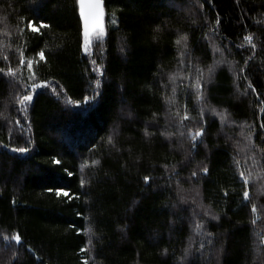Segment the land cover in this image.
Here are the masks:
<instances>
[{
	"label": "trees",
	"instance_id": "obj_1",
	"mask_svg": "<svg viewBox=\"0 0 264 264\" xmlns=\"http://www.w3.org/2000/svg\"><path fill=\"white\" fill-rule=\"evenodd\" d=\"M102 1L0 0V264H264V0Z\"/></svg>",
	"mask_w": 264,
	"mask_h": 264
},
{
	"label": "snow or ice",
	"instance_id": "obj_2",
	"mask_svg": "<svg viewBox=\"0 0 264 264\" xmlns=\"http://www.w3.org/2000/svg\"><path fill=\"white\" fill-rule=\"evenodd\" d=\"M80 2H81V7H83L82 0H80ZM96 7L98 9H100V5L99 4H97ZM102 17H103V10L100 9V11L97 13V17H96V23H97L96 37L97 38L103 37L104 34H105V30H104L103 24L101 23ZM113 23H115V21H113ZM216 23L219 24L220 21L217 20ZM28 27H29V29L31 31H34V32L39 31V29L35 26V24L31 20L28 21ZM40 27L48 28V27H50V25L41 22ZM181 39L186 40L187 37H181ZM245 39L248 40L250 43L252 41V37L251 36H247V37H245ZM83 40H84L83 50H84L85 54L87 55V54H89V48L92 46L91 33H90L89 29H88L87 16H85V28H84V32H83ZM176 43L179 44L180 43V40H177ZM252 47L255 48L256 45L255 44H252ZM39 55L41 56V58H43V52H40ZM5 60H7V57H5ZM91 63L93 65H95L97 63V61L95 59H92L91 60ZM21 64H23V58L21 59ZM28 68H29L30 71L32 70V63L31 62L28 64ZM94 70L98 71L99 69H94ZM0 72H3V69H0ZM8 74L9 75H12V76H15L16 75L15 71L13 69H11V68L8 69ZM32 78H33V80L35 79V72L34 71L32 72ZM0 79H2V77H0ZM96 84H97V86H99L100 81H96ZM25 87H26V91L24 92V94H22L18 98V103L21 106L25 107V108L27 106H29L30 103L32 102V100H33V94L36 92L37 89L47 90V89L50 88L53 93H56L58 96L60 95V93H57L56 92V89H57V87H59V85L56 84L54 86L51 82H48V81H41L40 83L33 82L31 84V86H30V90H27V87H28L27 85ZM98 94L99 93L97 92L96 95H98ZM84 101H85L86 104H90L91 103L90 98L88 96H85L84 97ZM75 103H79V101H76ZM183 119H185V120L189 119L187 113H185ZM17 123H19V121H17ZM261 128H264V124H261ZM203 134H204V129L203 128H201L199 131L195 132L194 134H191L192 141L195 142L197 140V137H200ZM2 147H4L5 149H7L9 147V145L8 144H3ZM192 147L195 148L196 147V144L193 143ZM11 150L13 152H15V153H26L28 151V149L27 148H24V147H16V148H12ZM56 162L59 163V161H56ZM93 163L94 164H98L99 161H93ZM208 171H209V169L206 166L202 168V172L203 173L207 174ZM196 175H197L196 172H193L192 173V176L195 177ZM244 176H245L244 172H241L240 173V177L243 179V183L246 185L248 183V180L246 178H244ZM144 180H145V182H147L149 180V177L148 176H145L144 177ZM82 183H83V181H82ZM63 194L65 196L68 195L67 192H64ZM57 195H60V192L59 191L57 192ZM226 195H227V193H226ZM243 196H244V199L247 200L249 198V192L247 190H245L243 192ZM252 211L253 212L256 211V206L255 205H253ZM205 215H207V213H205ZM215 218L216 217H213V219H215ZM198 227H199V225H198ZM209 235H211V234L209 233ZM5 239H7V237H5ZM12 239H14L17 244H20L21 243V236H20V234H16L15 236L12 237ZM91 243H92V241H91V239H89V244H91ZM81 251L83 252L84 249H81ZM85 264H87V261H85Z\"/></svg>",
	"mask_w": 264,
	"mask_h": 264
},
{
	"label": "water",
	"instance_id": "obj_3",
	"mask_svg": "<svg viewBox=\"0 0 264 264\" xmlns=\"http://www.w3.org/2000/svg\"><path fill=\"white\" fill-rule=\"evenodd\" d=\"M82 3L83 7H81L80 0H76L77 13L80 20L81 31L83 36L85 28V16H87L88 20V29L90 32H92L95 28H97L96 17L100 9L103 10V17L101 23L103 24V27L105 26V9L102 0H82ZM97 4L100 5V9L96 7Z\"/></svg>",
	"mask_w": 264,
	"mask_h": 264
},
{
	"label": "rangeland",
	"instance_id": "obj_4",
	"mask_svg": "<svg viewBox=\"0 0 264 264\" xmlns=\"http://www.w3.org/2000/svg\"><path fill=\"white\" fill-rule=\"evenodd\" d=\"M104 30H105V27H104ZM91 39H92V44L96 41V40H99V39H102V37L100 38H97L96 37V32L94 34L91 35ZM83 43H84V40H83ZM84 51V50H83ZM85 53V52H84Z\"/></svg>",
	"mask_w": 264,
	"mask_h": 264
},
{
	"label": "bare ground",
	"instance_id": "obj_5",
	"mask_svg": "<svg viewBox=\"0 0 264 264\" xmlns=\"http://www.w3.org/2000/svg\"><path fill=\"white\" fill-rule=\"evenodd\" d=\"M77 8V7H76ZM78 14V13H77ZM96 32V28L92 31V32H90L91 33V35L92 34H94Z\"/></svg>",
	"mask_w": 264,
	"mask_h": 264
}]
</instances>
